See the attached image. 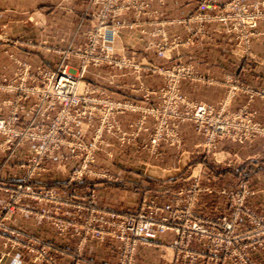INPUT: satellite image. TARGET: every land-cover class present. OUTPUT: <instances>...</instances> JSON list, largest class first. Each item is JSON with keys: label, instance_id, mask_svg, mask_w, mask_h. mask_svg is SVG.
Returning a JSON list of instances; mask_svg holds the SVG:
<instances>
[{"label": "built area", "instance_id": "obj_1", "mask_svg": "<svg viewBox=\"0 0 264 264\" xmlns=\"http://www.w3.org/2000/svg\"><path fill=\"white\" fill-rule=\"evenodd\" d=\"M152 1L88 0L91 8L83 15L88 20V27L81 32L83 40L79 46L64 52L57 51L59 60L54 68L40 64L31 68L27 62H17L18 68L13 76L0 79V153H6L8 157L5 161H8L15 158L17 150L28 143L33 144L32 149L15 162L23 174L17 180V185L12 188L4 186L12 203L4 206L2 211H12L15 206L26 213L37 214L39 218L50 219L60 235L70 232L71 236L82 239H114L118 254L116 264H132L133 254L139 245H150L158 235L166 232L175 236L169 244V248L175 251V262L179 258L187 260L186 264L206 258L220 262L227 257L233 264H250L248 253L256 248H264V240L258 235H264V220L244 205L245 183L241 182L237 192L229 194L231 215L217 218L203 217L195 212L199 190L194 185L170 194V199L162 204L152 197H142L135 209L127 213L98 208L89 189L83 194L76 189L62 194L35 185L36 178L45 171L50 159L57 158V170L67 172L68 183L76 184L83 175L90 173L89 164L93 162L99 147L107 145V135L116 138L120 144L124 143L126 133L119 126L118 116L125 112H140V107L101 94L87 85L82 76L88 67L126 66L129 59L125 56L126 48L120 32L133 24L142 27L140 19L143 16L150 17L148 24L156 27L151 36L159 37V40L152 41L148 47L155 50L159 57L170 58L174 47L186 45L187 37L173 36L168 41L164 27L170 23L159 19L160 13L149 8ZM127 14H131V20L125 19ZM198 19L199 15L196 14L193 20ZM171 23L185 26L186 20L181 18ZM71 58L77 61L75 72L68 67ZM131 67L136 73L140 71L136 65ZM149 69L155 70V67ZM159 72L164 76L165 83L160 91L161 99L170 114L166 115L163 108V116L158 119L151 136V145L155 146L159 141L172 142L175 122L189 121L198 132L208 134L209 129H205L204 125L217 123L216 119H221L220 116L202 105L187 102L177 89L181 79L199 76L178 64L160 68ZM152 92L149 90L144 99L148 100L147 96ZM180 105L184 107L183 113L177 112ZM141 122L143 120L133 121L131 125L136 127ZM221 124L231 126L237 124V119L224 120ZM215 129L219 131L217 134L224 132L234 140L247 138L242 134L237 138L232 131H225L223 126ZM130 136L132 139L136 134ZM70 161L74 162L68 168L65 165ZM22 199L51 204L53 211L45 207H28L23 202L19 203ZM61 207H72L73 213L61 211ZM243 220L248 223L247 228L240 227ZM252 232L256 234L254 238ZM3 234L19 242L17 231L8 229ZM21 236L28 240L24 247L32 254L33 261L56 264L51 253L58 251L56 247L39 242L29 234ZM193 242L199 244L197 249L193 247Z\"/></svg>", "mask_w": 264, "mask_h": 264}, {"label": "crops", "instance_id": "obj_2", "mask_svg": "<svg viewBox=\"0 0 264 264\" xmlns=\"http://www.w3.org/2000/svg\"><path fill=\"white\" fill-rule=\"evenodd\" d=\"M200 0H166L160 4L154 0L150 2L149 8L160 13V19L167 21L177 16H189L194 13ZM223 2L224 0H212ZM245 3L264 0H243ZM63 7L55 9L44 15V25L37 27L40 42L44 44L60 43L63 48L79 46L82 38L72 39L77 30L88 27V20L83 14L90 10L88 0H63ZM10 11L7 8H0V12ZM154 26H147L148 32L155 30ZM47 30H53L52 33ZM207 38L191 46H180L174 50L169 59L160 58L153 49L144 50L147 44L158 41V37H151L141 34L138 29L123 30L122 40L125 46H130L135 53L126 52L133 60L142 64H172L180 61L191 64L194 71L201 76H211L218 80L225 77L233 78L255 89H264V35L255 41L250 47V56L238 59L232 55L233 40L230 36L218 32L214 24L206 26ZM165 32L169 37L173 34L184 36L183 29L175 26H165ZM66 36V37H65ZM65 38V39H64ZM62 41V42H60ZM41 44V43H40ZM44 48V47H43ZM42 49V48H41ZM34 52L21 51L22 60H26L33 68L36 65H43L54 68L59 56L54 53L45 52L43 49ZM77 61L71 59L69 65L75 68ZM11 73V72H10ZM9 75V73H8ZM136 76L144 86L157 89L161 86V77L149 70L142 68L141 72L132 70H109L107 66L98 68L89 67L84 72L83 81L91 88L100 91L101 94L110 95L113 98L132 102H141L139 94H133L128 86L137 83ZM179 88L185 98L189 101L207 105H216L226 95V87L221 85H205L201 82L182 80ZM152 101L158 99L152 96ZM247 97L239 92L234 93L228 101L227 110L235 111L246 102ZM250 107L257 111V121L264 124V99H255ZM131 118L120 116L122 129L128 127ZM183 145L180 155H176L172 148L162 145L163 164L151 166L153 172L168 173L166 176H149L142 170L140 157H146L139 145L145 139L143 134L135 143L119 147L113 137H107L109 146L97 153L91 167L100 173H110L114 179L86 178L79 183V189L83 186H91L96 193V204L118 212H131L134 209L136 200L141 188L149 190H168L169 192L178 188H187L191 184L201 187H210L212 192H201L197 210L205 216L220 217L229 213V206L226 199L217 193V190L224 185H233L239 178L246 181L250 195L246 203L253 207L256 212L264 215V139L259 138L254 142L239 145L228 141L220 143L218 150L222 153H231L236 157V165L233 170L223 169L220 172H213L210 166L196 165V174L192 170L181 175L189 164V155L198 137L192 131L190 124L180 127ZM31 145L17 151V156L11 158L8 165L0 167V206L6 200L2 192L3 186L12 187L22 175L23 171L16 167V160L25 152L31 149ZM5 154H0V161ZM129 158L131 160H129ZM188 159V160H185ZM48 171L36 178V186L43 188H55L61 192L68 190L70 186L63 176L55 170V161L48 163ZM69 167V166H68ZM190 169V167H188ZM222 169V168H221ZM170 173V174H169ZM167 197V196H166ZM159 198V203L165 198ZM30 207L33 203L25 201ZM7 223L23 231L35 234L47 243H52L58 250L56 255L58 264H83V263H107L115 261V252L110 241L99 244L87 242L82 252L86 261H73L71 254L74 252L77 238H60L49 222L39 219L32 214L14 212ZM174 239L171 232L158 235L150 245H142L138 248L135 257V264H178L173 261L174 252L168 245ZM4 249L0 245V254ZM258 264H264V255L254 254ZM0 264H33L17 250H11L5 255ZM195 264H212L207 261H198Z\"/></svg>", "mask_w": 264, "mask_h": 264}, {"label": "rangeland", "instance_id": "obj_3", "mask_svg": "<svg viewBox=\"0 0 264 264\" xmlns=\"http://www.w3.org/2000/svg\"><path fill=\"white\" fill-rule=\"evenodd\" d=\"M165 2H166V0H163V2H159V3L164 4ZM199 2L200 3H199L197 10L194 13H192L191 15L183 16V17L177 16V17H174L171 19H167V21H165V22L170 23L168 26L181 27V29H183V32L185 34L184 36H181L179 34H173L171 37L168 36L169 42L172 40L173 36L179 37V38H186L187 37L186 38L187 39L186 45H181V44L177 45L176 47L173 48V50L171 51V54L174 50H176L180 46H191V45L197 44L198 42L206 39L208 36L206 26L209 24H214L217 26L219 33H221L223 35L230 36L232 38V40H233L232 55H234V57H237L238 59L239 58L243 59V58H246L247 56L249 57L251 45L255 41L259 40L262 35H264V2L253 1V2H249V3H245L243 0H224L223 2H214L212 0H200ZM63 5H64L63 0H0V8H7L10 10L7 12H0V79L2 77L11 78L13 76V73L15 72V70L18 68L17 62H19V63L27 62L26 60H22V55H21L22 50L30 51L32 53V52L42 48L45 52L54 53V54L58 55L56 53L57 51L58 52H60V51L64 52V50L68 49V48H63L60 43L44 44L43 41L40 42L39 37H38V32H37L38 31L37 27L44 25V17L43 16L46 15V13L48 14L51 11H54L55 9H59V8L63 7ZM59 10H61V9H59ZM196 14L199 15V19L194 21L193 18L195 17ZM131 17H132L131 14H127L125 16V19L131 20L132 19ZM181 18H184L186 20L185 26H183L181 24L177 25V24L171 23V22H174L177 19H181ZM150 19L151 18L148 16H143L140 19V24H143L142 27H138V25L133 24L130 28H125L123 30L138 29L139 32H141V34H147V35L151 36V32H153L154 30L150 31V32H148L146 30L147 26H151L148 24ZM159 19H160V15H159ZM86 29L87 28L77 30L71 38L74 40L77 39L78 37L82 38L81 32H84ZM123 30H121V32ZM164 30H165V27H164ZM49 31L50 30H47V32H45V33L48 34ZM52 31L53 30H51L50 32L52 33ZM121 32H120V37H121ZM52 35H53V33H52ZM60 42H62V41H60ZM149 45L150 44H147L144 47L145 51L150 50V48L148 47ZM124 46H125V44H124ZM76 47L77 46H74L71 48H76ZM125 48H126V52H129L131 54L135 53V51L132 48H130V46L126 45ZM126 52H125V56L129 59L127 62V65L122 67V68L107 66L109 68V70H111V71H113V70L128 71V70H132V67H131L132 65H136L140 69L139 72H141L142 68L145 67V69L149 70L150 72L156 73L161 77V86L157 89H151L149 87L144 86L143 83L139 80V76H136L135 80H137L136 81L137 83H131L128 86V89L133 94H139L141 97V102L137 103V102L127 101V100H123V101L128 102V103L137 104L138 107H140V112H134V113L125 112V113L118 116L119 126L121 129H122V127H121V123H120V116H128L131 118V121L129 122L128 127L126 129H122L126 133L124 143L120 144L119 142H117L116 138H114L111 135H107L105 138L107 145H101L99 147V150L96 151V153L94 154L93 162L95 161V156L97 155V153L101 152L102 150L105 149V147L109 146V143L107 141V137H113L115 139L116 144L119 147H122V146L132 145L143 134H146L145 139L139 145V148L141 149V151H143L146 154V157H140V160L142 161V163H141L142 170L146 174H149V176H154V177L166 176V174H168V173H164V174L161 173L160 174L157 172L156 173L153 172L152 171L153 169L151 168V166H154V164H153L154 162L156 163L155 165L163 164L164 158H163V152L161 151L162 145H165L169 148H172L176 155H178V156L180 155L181 150H182V145H183V139L181 136L180 127H181V125H184V124H190L192 126L193 133L199 139L197 142L194 143V146L192 147V151H191L189 158H188V159H190V162L186 166L184 172L181 175H184L186 172L189 173V172H191V170L193 171L192 172L193 174H196L197 171L195 170L194 167H196V165H198V164L202 165V168L204 165L205 166L208 165L211 167L213 172H220L223 169L233 170L234 166L237 163V162L235 163L236 157L233 154L222 153V152H220V150H218V147H219L221 142L228 141L231 143L244 145L246 143L254 142L256 139H259V138L264 139V124H261L259 121H257V119H256L257 111L250 107L251 102H253L255 99H264V89L252 88V87H250L244 83H241L237 80H234L233 78H230V77H225L224 80H218L217 78L211 77V76H201L194 71V68L191 64L183 63L180 61L174 62L172 64H153V65L152 64L149 65V63L142 64L141 62L133 60L130 56H127ZM155 54H156V52H155ZM170 57H171V55H170ZM160 58H162V57H160ZM71 59H73V58H71ZM167 59H169V58H167ZM28 64L30 65V63H28ZM175 64L187 67V68L191 69V71L193 73H195L196 75L199 76V78H195V79H199V80L190 79V78H183L177 83V89H178V92L180 93V95L182 96V98H184L187 102L202 105L206 110H211L214 115H219L221 119L218 120L216 118H213V120L216 119L218 122L214 123V124L206 123L204 125L205 129H206V127H208V129H209V133L206 135H203L202 133L198 132L195 125L189 121L175 122L174 128H173L174 133H175V135L173 137V141L172 142L171 141L170 142L159 141L158 144L153 146L150 143L151 136L153 134L155 127L157 126L158 119L161 116H163L161 114V112H163V108L167 112L166 115L170 114L168 109L166 108V105L163 104L162 99H161L160 91L164 87L165 83H164V76L162 75V73L159 72V69L160 68H170L171 66H173ZM103 66H106V65H103ZM68 67L70 69H72V71L75 72L77 64H76L75 68H72V67H70L69 62H68ZM99 67H101V66H99ZM149 67H155V70H150ZM95 68H98V67H95ZM8 73H9V75H8ZM182 80H191V81H195V82H201L205 85H221V86H224V87H226V90H227L226 95L215 106L189 101L185 98V96L180 91L179 83ZM149 90H153L154 92L150 93L147 96L148 100H146V99H144L145 98L144 96ZM236 92L244 94L247 97V99H246V102L242 106H240V108L231 112V111L227 110V104H228L229 98ZM108 96H110V95H108ZM152 96H157L158 99L156 101L151 102ZM110 97L113 98L112 96H110ZM114 99H116V98H114ZM118 100H120V99H118ZM151 109H153L154 111L150 112ZM183 110H184V107H182L181 105L178 106V108H177L178 113L179 112L183 113ZM232 118L237 119V124H231V126L221 124V122H223L224 120H230V119L232 120ZM137 120H139V121L143 120V122H141V125H137L136 127L132 126L131 122L137 121ZM242 121L246 122V123H240ZM220 126H223L225 131H227V130L232 131L234 133L235 137H237V138L240 134H242V136L246 135L247 138L241 139L239 141L238 139H236V140L231 139L224 132L222 134H217L219 131L216 130L215 127H220ZM132 133H135L136 136L131 139L130 135ZM235 133H237V134H235ZM219 135H222V136H219ZM211 136H213V138ZM28 144H30V143H28ZM30 145L33 147V144H30ZM25 146H23V147H25ZM17 151L15 152V157L17 156ZM25 153H23L22 155H24ZM0 154H5V157L0 161V167H4L5 165H8V162L11 158H9L8 161H5V159L8 157L7 154L6 153H0ZM12 158H14V157H12ZM188 159L185 158V160H188ZM51 160L55 161L54 168L58 172V174L63 176L65 178V180L67 181L68 173L67 172L60 173L57 170V158H53V159L48 160L46 163V169L41 174L48 171V167H49L48 163ZM129 160H131V159L129 158ZM73 162L74 161L67 162L65 166L70 167L73 164ZM92 163L89 164L90 173L83 175L82 179L79 183L84 181L86 178H90V177H94V178L97 177V178L110 179V180L114 179V175H112L110 173H108V174L107 173H100V172H97L94 169H92V167H91ZM188 167H190V169H188ZM241 182L245 183V185H246V193L244 194L245 195V199H244L245 204L244 205L246 207H248L255 216L264 220V215L259 214L258 212H256V210L253 207L249 206L246 203V199L250 195V190H249V187H248L246 181L242 178H239L236 181V183H234L233 185L232 184L231 185H224V186H221L217 190V193L226 199V202L229 206V213L225 216H220V217H228L231 215L232 207H231V202L229 199V194H230V192H234V191L237 192L238 186ZM67 183H68V181H67ZM79 183H76V184H70L69 183L71 187H69V189L65 190L64 192H61L55 188H43V187H39V186L38 187L43 188V189H54V190H56L62 194L69 191V190H72V189H76V191L78 193L83 194V192H85L87 189H89V190H92V192H93L94 205L97 206L98 208L108 209L106 207H102V206H99L96 204V197L97 196H96V193H95V190L93 187L83 186V188L79 189V187H77V185ZM15 185H17V184H15ZM193 185L196 186V189L199 190L198 195H197V198H198L197 203L199 202L201 192H209V193L212 192L210 187H208V186L201 187L195 183L191 184L187 188H178L177 190H174L171 192H169L168 190H149L147 188H141L140 193L138 195V198L136 200V204L134 206V209H135L136 205L138 204V202L142 199V197H147V198L152 197L155 199V201L158 202V204H162V203H165L166 201H168L170 199V197H171L170 194H174V193L178 192L179 190H187L189 187H191ZM7 187H9V186H7ZM4 189L5 188L3 186L1 190H2L3 194L6 195V200L0 206V245L4 249V252H2L0 254V261L11 250H17L23 256H25L30 262H32L33 264H42L41 262L33 261L32 254H30L29 251L26 250V248L24 247L25 246L24 243H26V241H28V240L21 238L22 237L21 234L32 235L39 242H42V243H44L45 241L40 239L35 234L23 231L22 229L14 228L7 223L8 219L16 211L20 212V213H24V214H32V215L36 216L37 218H39L38 215L34 214L32 212L26 213L24 211L19 210L15 206H13L12 211H9V210L2 211L4 206L11 205V203H12V201H10L9 194L7 192H5ZM160 197L161 198L166 197L165 201L162 203H159L158 199ZM25 201H30L33 203L30 207H33V206H38L39 208L45 207L50 212L53 211V205H51V204L38 203L37 201L29 200V199H22L19 201V203L23 202V204L26 205ZM79 203H82V202L79 201ZM197 203H196V205H197ZM196 205L194 208L196 213L200 214L203 217L217 218V217H213V216L202 215L197 210ZM60 210L64 211L67 214H71V213H73L74 209L72 207H69V208L61 207ZM109 210H112V209H109ZM112 211H115V210H112ZM116 212H118V211H116ZM39 219H42V220L49 222V224L55 230V226L53 225V222L50 219H47V218H39ZM248 226H249L248 223H246L244 220L241 222V226H240L241 228H247ZM251 226H253V224ZM8 229L17 231L19 233V236H20L19 242L12 239V237L10 235L5 236L3 234V231L8 230ZM252 229H255V228L252 227ZM55 232H56V230H55ZM252 233H253L252 235L254 238L256 234L254 232H252ZM56 234L62 239L63 238H77V243H76L75 248H74L75 250L71 254V259L73 261H86L84 259L82 250H83L84 246L87 244V242H93V243L99 244V243H102L105 241H110L112 243V248L115 252V261L114 262H107V263L116 264L118 261V259H117L118 254H117V248H116L117 242L114 239H110L107 237L103 238L102 240L90 238V237L82 239L78 236H74V235L71 236L70 232L69 233L67 232L64 235H60L57 232H56ZM258 235H259V238L261 240H264V235H261V233H259ZM174 238H175V236H174ZM259 238H258V241L262 242L261 240H259ZM45 243H47V242H45ZM49 244L53 245L52 243H49ZM192 245L196 249L199 246V244H196L195 242H193ZM140 246H142V245H139L136 248L135 253L133 254V258H132L133 263L132 264H135L136 253H137L138 248ZM168 248H169V245H168ZM172 251L174 252V256H173V261H174L175 251L174 250H172ZM51 253H52V257L55 260L56 264H58L57 258H56L58 251L56 253H53V252H51ZM254 254L264 255V248H256V249H254L248 253L247 259H248V262L250 264H258L255 261ZM186 261L187 260H185V259L179 258L176 261V263L186 264L187 263ZM198 261H207V262H210L212 264H233L232 260L230 258H227V257H225L223 260H220V262H215L212 259L206 258V259H202V260L198 259L195 261V263H197ZM92 263L93 264H102V263H96V262H92ZM83 264H91V263H83ZM103 264H106V263H103Z\"/></svg>", "mask_w": 264, "mask_h": 264}]
</instances>
